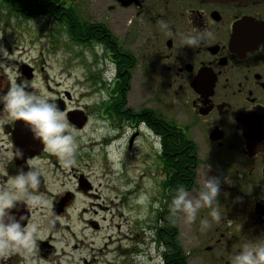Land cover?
Listing matches in <instances>:
<instances>
[{
  "label": "flooded vegetation",
  "instance_id": "obj_1",
  "mask_svg": "<svg viewBox=\"0 0 264 264\" xmlns=\"http://www.w3.org/2000/svg\"><path fill=\"white\" fill-rule=\"evenodd\" d=\"M99 4V18L92 22L78 14L76 3L60 0L56 7L63 10L68 40L93 48L97 89L93 112L55 102L71 133H83L93 118L95 146L111 174L97 176L108 178L104 186L93 183L91 176L74 174L75 189L53 193L47 185L50 176L43 172L46 166L62 170L57 165L61 156L42 145L25 149L24 158L17 159V121L0 127V187L21 167L41 172V183L32 190L41 203L31 208L18 204L16 212L17 218L26 217V227L35 225V243L11 252L0 264H129V248L120 247L118 256L114 249L106 251L109 259L99 256L103 249L96 254L93 238L100 226L83 216H95L94 209L106 210L100 201L102 188L120 196L121 208L129 205V153L138 144L151 194L161 200L160 211L164 199L182 185L165 186L162 141L170 95L177 109L173 124L190 150L189 192H198V182L204 183L207 176L221 181L213 205L201 209L207 221V264H230L243 242L264 239V0H100ZM69 7L75 11V24L68 21ZM162 23L168 30L160 28ZM75 28L80 30L77 39L71 32ZM207 32L212 35H205L198 47L183 46L186 36ZM106 61L116 68L110 80L99 67ZM14 71L19 79L30 81L37 72L30 62L20 63ZM0 81L9 82L4 70ZM72 113L86 118L82 128L70 125ZM80 155L76 150L72 162H81ZM212 207L218 208L219 220L210 215Z\"/></svg>",
  "mask_w": 264,
  "mask_h": 264
},
{
  "label": "rangeland",
  "instance_id": "obj_2",
  "mask_svg": "<svg viewBox=\"0 0 264 264\" xmlns=\"http://www.w3.org/2000/svg\"><path fill=\"white\" fill-rule=\"evenodd\" d=\"M68 1L78 4L77 12L86 20L92 22L99 18L100 0ZM0 46L10 54L9 60L0 54V60L14 66L8 79L16 74L14 69L18 68L20 63L30 62L38 72L31 80L30 91L39 95L46 94L54 102L62 100L65 102L64 105L71 109L85 108L89 114L93 112L97 89L94 86L91 67V50H93L91 45L79 46L70 42L65 30L56 24L54 19L45 15L15 16L9 14L6 6L3 7L0 2ZM57 84L59 86H56ZM66 94L70 98L69 102L66 101ZM176 110L173 97L170 95L166 101L167 123L176 122ZM88 122L81 134L71 133L68 129L74 137L76 150L81 152L78 157H83L81 162L66 164L59 159L57 161L60 164L57 165H61L62 170L46 166V171L43 172L44 175L50 176L47 177V185L48 188L51 187L53 193L75 189L72 178L74 174L91 176L90 180L93 183L103 186L108 178H97V176L111 174L110 167L100 161L101 156L99 157L95 146L98 135L94 131L93 118L91 117ZM139 147L138 144L137 148L129 153V208L128 206L121 208L120 196L106 193L102 188L100 201L103 202L102 206L106 207V210L94 209L95 216L85 213L83 218L95 221L100 226L93 238L96 254L99 248L103 249L99 254L100 257L107 256L109 259L111 254L107 255V252L112 249L116 250L115 255L118 256L120 247H124V249L129 248V264H159V250L152 242V230L157 225L161 200L151 194L152 185L146 173L147 166L139 155ZM198 183L199 192L203 183ZM198 192L190 194L195 196ZM202 208L198 210L192 222H188L183 213H179L176 219L179 240L186 254L187 264H207L206 230L203 223L206 216L201 212Z\"/></svg>",
  "mask_w": 264,
  "mask_h": 264
},
{
  "label": "clouds",
  "instance_id": "obj_3",
  "mask_svg": "<svg viewBox=\"0 0 264 264\" xmlns=\"http://www.w3.org/2000/svg\"><path fill=\"white\" fill-rule=\"evenodd\" d=\"M160 28L168 30V25L162 23ZM211 36V32L198 33L186 36L183 46L196 48L203 37ZM102 49V45H97ZM0 54L9 60V52L0 46ZM12 64L0 60V70L8 76L13 69ZM103 70L105 79L115 76V65L104 62L99 65ZM11 75L7 85L0 81V127L20 121L31 133L32 138L39 141L49 152H54L64 159L66 164L72 162L76 151L73 135L68 131V124L59 106L46 94L39 95L30 91L31 81L19 79ZM6 89V90H5ZM16 158H24L21 149L16 150ZM41 183V172L37 168L24 170L20 168L11 176L7 184L0 187V261L11 252L21 248H28L35 243V225L25 226L24 215L17 218L18 204L25 207H36L41 203V198L32 190ZM221 181L217 177L204 180L202 189L192 196L183 185L175 189L170 207L174 212L183 213L188 222L196 218L201 207H211L219 195ZM16 210V211H13ZM210 215L215 220L220 219L218 208L212 207ZM207 226V221H203ZM162 264V262H161ZM230 264H264V239L248 240L240 245L239 251L230 258Z\"/></svg>",
  "mask_w": 264,
  "mask_h": 264
},
{
  "label": "trees",
  "instance_id": "obj_4",
  "mask_svg": "<svg viewBox=\"0 0 264 264\" xmlns=\"http://www.w3.org/2000/svg\"><path fill=\"white\" fill-rule=\"evenodd\" d=\"M0 2L3 7L6 6L9 14L21 17L47 15L62 28L65 26L63 10L56 8L57 5L60 6V0H0ZM43 5H45L44 8ZM67 15L68 21L75 24L73 8H68ZM71 32L76 39L80 37L79 29L75 28ZM162 148L165 154L164 163L167 174L165 186L167 188L174 187L180 182L184 187L190 189L188 169L192 161L189 146L180 131L176 129L175 124L171 122L165 124ZM171 199L172 196L166 197L162 211L158 210L157 225L152 230V242L158 246L160 264L161 262L162 264H187V257L179 240V231L175 224L177 212H174L170 207Z\"/></svg>",
  "mask_w": 264,
  "mask_h": 264
},
{
  "label": "water",
  "instance_id": "obj_5",
  "mask_svg": "<svg viewBox=\"0 0 264 264\" xmlns=\"http://www.w3.org/2000/svg\"><path fill=\"white\" fill-rule=\"evenodd\" d=\"M204 1H219V2H232V3H254L259 2L263 0H204ZM26 75V73H25ZM70 118H68L70 125H72L75 128H82L86 123V118L79 117L80 115H77V113H72L69 115ZM14 144L16 149H21L24 151L25 149H37L38 147H42V144L39 141H36L32 138L31 133L27 130V128L23 125L22 122H18L14 126ZM27 135L29 138L26 139Z\"/></svg>",
  "mask_w": 264,
  "mask_h": 264
}]
</instances>
